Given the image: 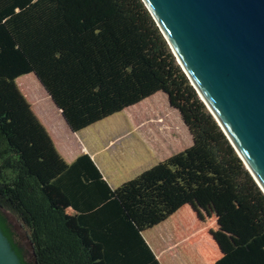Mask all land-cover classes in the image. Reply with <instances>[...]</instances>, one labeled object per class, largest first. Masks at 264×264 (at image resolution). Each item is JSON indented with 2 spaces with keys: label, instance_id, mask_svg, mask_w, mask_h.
<instances>
[{
  "label": "trees",
  "instance_id": "16d2710c",
  "mask_svg": "<svg viewBox=\"0 0 264 264\" xmlns=\"http://www.w3.org/2000/svg\"><path fill=\"white\" fill-rule=\"evenodd\" d=\"M29 74L75 133L164 93L193 144L112 189L88 154L60 155L17 85ZM209 200L215 264H264V193L142 0H0V228L22 264L4 211L28 227L35 264H161L143 233Z\"/></svg>",
  "mask_w": 264,
  "mask_h": 264
},
{
  "label": "water",
  "instance_id": "95a60500",
  "mask_svg": "<svg viewBox=\"0 0 264 264\" xmlns=\"http://www.w3.org/2000/svg\"><path fill=\"white\" fill-rule=\"evenodd\" d=\"M142 1L264 193V0ZM0 264H22L1 228Z\"/></svg>",
  "mask_w": 264,
  "mask_h": 264
},
{
  "label": "crops",
  "instance_id": "0c3cea01",
  "mask_svg": "<svg viewBox=\"0 0 264 264\" xmlns=\"http://www.w3.org/2000/svg\"><path fill=\"white\" fill-rule=\"evenodd\" d=\"M55 109L61 125L58 118L53 120L55 126H50L35 114L60 155L66 162L72 163L82 154H88L112 189L181 153L175 149L180 144L184 129L193 144L180 112L171 107L164 93H157L78 133L71 130L56 106ZM94 128L97 132L90 134ZM65 208L75 215L71 208ZM216 218L214 211L208 213L199 203L193 202L156 226H161L157 236H146L145 231L143 237L161 264H215L224 253L213 239L211 229L205 227L209 225L207 221H216ZM205 232H208L207 239L215 246V251L211 250L209 241L211 249L206 252H203V245L200 247L197 243L199 235Z\"/></svg>",
  "mask_w": 264,
  "mask_h": 264
},
{
  "label": "rangeland",
  "instance_id": "374dc122",
  "mask_svg": "<svg viewBox=\"0 0 264 264\" xmlns=\"http://www.w3.org/2000/svg\"><path fill=\"white\" fill-rule=\"evenodd\" d=\"M17 85H18L21 93L28 100V102L33 105L34 112L36 114H38L40 116V118H42L43 121L48 122L47 124H49V125L50 124L54 125L53 120H55V118L56 119L58 118V120H59V116L56 112V109H55L53 102L48 97L45 89L40 84V82L38 81L37 77L34 74H29V75H26V76L19 78L17 80ZM58 123L61 125L60 120ZM96 130H97V128H94V129L90 130L89 133L92 134ZM51 131H52V129H51ZM183 131H184V134L182 133V139L180 140V144L175 149L177 153L185 151L192 144L190 137L187 134L186 130L184 129ZM185 136L187 138H185ZM82 137H83V139L86 138V136H82ZM206 206L207 207H204L205 211H207L208 213H211L214 211L215 215L217 216V213L215 211V207L212 205L210 200H209V204L207 203ZM62 209L66 215L68 223L71 226L73 223L72 212L70 210L66 209L65 207ZM3 214L5 215V217L7 219V223L10 227L11 232H12L14 241L16 242V244L20 247V249L23 252V256H24L25 261L28 264H35L34 253H33L32 244H31V241L29 238L28 227L25 225V223L22 220H20L14 214L9 213L7 211H4ZM216 219H217L216 221H207V224H209V225H207L205 227L206 229H211V233H212L211 235L212 236H213V233L216 232L218 230V228H220V226L218 225V217ZM241 224L243 225L244 229L246 228L247 232H249L251 235L255 234L254 230H252L250 227L245 225L244 222L241 221ZM243 227H242V229H243ZM160 229H161V226H160V228L156 227L154 229H150V230L146 231V233H147L146 236H157V233L159 232ZM207 236H208V232H205V233H202L201 235H199L197 243L200 245V247H201V245H203L202 247L205 250H207V249L210 250L212 247L211 250L214 249V251H215V246L210 242L209 239H207L208 238ZM213 239L216 241V244L220 247L219 243L214 238V236H213ZM208 241L210 242L211 247H209V243H207Z\"/></svg>",
  "mask_w": 264,
  "mask_h": 264
}]
</instances>
